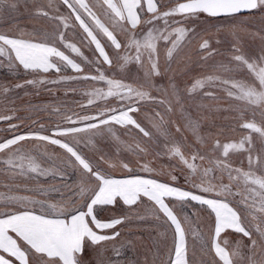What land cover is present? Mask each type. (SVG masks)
Listing matches in <instances>:
<instances>
[{"label":"snow or ice","instance_id":"snow-or-ice-1","mask_svg":"<svg viewBox=\"0 0 264 264\" xmlns=\"http://www.w3.org/2000/svg\"><path fill=\"white\" fill-rule=\"evenodd\" d=\"M24 9L0 30L29 77L0 82V264H264V0ZM22 88L79 100L21 117Z\"/></svg>","mask_w":264,"mask_h":264},{"label":"rangeland","instance_id":"rangeland-1","mask_svg":"<svg viewBox=\"0 0 264 264\" xmlns=\"http://www.w3.org/2000/svg\"><path fill=\"white\" fill-rule=\"evenodd\" d=\"M26 0H19L20 7L19 10L11 15V17L0 18V30H4L9 27L19 26L20 28L30 29L33 26L32 19L29 17L28 13L24 9V4ZM27 3L31 4L32 0H27ZM259 40L258 39H251L245 37V44L249 51H254L259 47ZM224 47V46H222ZM87 54V52H86ZM195 75V70L193 72H189L186 74L184 79H188ZM5 78L10 83H17L18 79H28L29 77L21 75L18 79L13 78V74L9 73L8 69L0 64V82H2ZM51 87V86H49ZM25 92H28V95H25ZM14 99V104L12 106L18 109V114L23 117L26 114V106L29 104L43 106L45 104L50 106H63L61 102H69L68 106H71L72 101L79 100L78 95L69 94L67 96L64 95L63 89L59 91L56 95H51L45 89H40L37 94V90L32 88L27 89H20L16 92L15 98L9 97V100ZM2 101V98H0ZM0 114H7L5 111L4 105L0 102ZM49 115L47 112H37L35 116L30 117L32 120H38L39 123H48L46 117ZM15 122V121H13ZM29 121L26 120L25 123ZM6 127L3 122H0V136L6 135L3 129ZM235 160H239L238 156L232 157ZM147 236V233H144Z\"/></svg>","mask_w":264,"mask_h":264}]
</instances>
